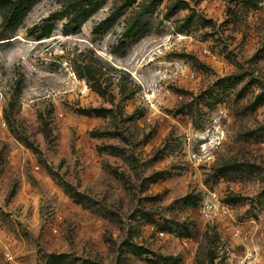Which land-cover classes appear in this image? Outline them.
<instances>
[{
	"label": "rangeland",
	"instance_id": "obj_1",
	"mask_svg": "<svg viewBox=\"0 0 264 264\" xmlns=\"http://www.w3.org/2000/svg\"><path fill=\"white\" fill-rule=\"evenodd\" d=\"M246 256L264 264V0H0V264Z\"/></svg>",
	"mask_w": 264,
	"mask_h": 264
},
{
	"label": "built area",
	"instance_id": "obj_2",
	"mask_svg": "<svg viewBox=\"0 0 264 264\" xmlns=\"http://www.w3.org/2000/svg\"><path fill=\"white\" fill-rule=\"evenodd\" d=\"M202 205L200 206V212L203 216H211L213 209H215L218 204L217 193L214 190H208V198L203 200ZM159 235H162V232H158ZM237 264H252L249 257H244Z\"/></svg>",
	"mask_w": 264,
	"mask_h": 264
},
{
	"label": "trees",
	"instance_id": "obj_3",
	"mask_svg": "<svg viewBox=\"0 0 264 264\" xmlns=\"http://www.w3.org/2000/svg\"><path fill=\"white\" fill-rule=\"evenodd\" d=\"M50 27L46 28L44 34L47 35L49 33Z\"/></svg>",
	"mask_w": 264,
	"mask_h": 264
}]
</instances>
